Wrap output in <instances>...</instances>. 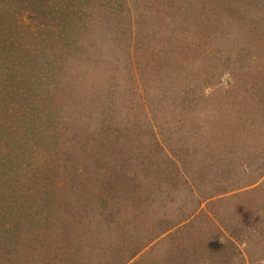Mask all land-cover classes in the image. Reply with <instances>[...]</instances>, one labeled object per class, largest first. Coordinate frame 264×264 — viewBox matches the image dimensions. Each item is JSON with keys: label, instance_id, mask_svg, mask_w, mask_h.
I'll list each match as a JSON object with an SVG mask.
<instances>
[{"label": "rangeland", "instance_id": "374dc122", "mask_svg": "<svg viewBox=\"0 0 264 264\" xmlns=\"http://www.w3.org/2000/svg\"><path fill=\"white\" fill-rule=\"evenodd\" d=\"M0 264H264V0H0Z\"/></svg>", "mask_w": 264, "mask_h": 264}]
</instances>
